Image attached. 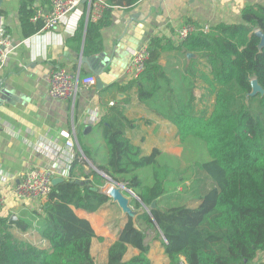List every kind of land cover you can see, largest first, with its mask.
<instances>
[{"label": "trees", "instance_id": "obj_1", "mask_svg": "<svg viewBox=\"0 0 264 264\" xmlns=\"http://www.w3.org/2000/svg\"><path fill=\"white\" fill-rule=\"evenodd\" d=\"M139 1L106 0L109 7L102 17L96 22L81 18L66 46L76 51L82 47L86 56L100 54L101 30L111 24L112 8L131 9ZM32 2L22 0L18 10L25 37L42 26L30 21L36 10ZM241 18V23L213 25L206 33L196 31L176 43L152 37L143 72L125 86L135 89L138 103L176 127L182 145L196 142L203 147L206 159L194 164L195 178L186 177V170L176 167L178 159L158 149L143 155L127 137L133 122L125 116L127 100H121L107 107L97 122L104 161L80 145L66 178L52 185L41 206L39 234L50 247L15 239L9 221L0 218V264H95L90 254L95 232L74 210L94 213L110 202L106 194L88 187L101 189L110 182L93 168L86 171L88 162L111 181L125 184L135 195L131 207L142 210L137 228L127 218L108 249L107 264H151L145 244L148 232L155 239L163 235L169 264H183L181 258L185 264H264L255 261L264 252V95L246 98L252 79L264 90V47H259L256 35L258 30L264 34V7L248 6ZM170 52L195 57L180 72L169 71L159 61ZM198 82L205 90L200 98L194 95ZM206 96L214 97L208 115L204 108H196ZM182 190L194 192L195 206L183 202L161 206ZM129 246L139 253L124 261Z\"/></svg>", "mask_w": 264, "mask_h": 264}, {"label": "crops", "instance_id": "obj_2", "mask_svg": "<svg viewBox=\"0 0 264 264\" xmlns=\"http://www.w3.org/2000/svg\"><path fill=\"white\" fill-rule=\"evenodd\" d=\"M21 1L0 0L1 24L10 35L12 46L0 72V195L4 199L0 218L9 221V232L15 239L48 248L49 241L39 234L44 200L20 201L14 195L21 176L30 168L46 167L54 171V178H66L64 156L54 155L63 153L65 136L75 140L72 155L81 152L80 145H84L96 160L103 162L104 143L97 122L107 107L121 100H127L125 116L133 122V127L126 130L127 137L143 155L158 149L180 159L182 149L178 147L176 127L138 103L134 88H125L130 81L126 66L131 52L147 46L154 36L178 42L176 32L184 24L241 23L243 10L254 4L264 7V0H141L131 9L113 7L111 24L101 30L103 51L90 56L83 54L82 47L76 51L66 46L79 20H86V3L70 12L55 29L25 37L18 18ZM32 7L48 10L49 0H33ZM81 56L95 59L81 62ZM194 57L170 52L163 54L159 63L169 71L180 72L184 63ZM56 68H65L79 78L93 76L95 84L80 89L71 100H52L45 77ZM197 86L200 98L205 90L200 82ZM85 169L88 171V167ZM74 213L88 220L95 232L90 245L95 264H107L108 249L117 240L127 217L112 201L94 213L80 209ZM162 238L155 239L153 232L147 233L145 244L149 246L151 264H169ZM138 253L129 246L123 260ZM255 261L264 263V252ZM181 262L185 264L183 258Z\"/></svg>", "mask_w": 264, "mask_h": 264}, {"label": "built area", "instance_id": "obj_3", "mask_svg": "<svg viewBox=\"0 0 264 264\" xmlns=\"http://www.w3.org/2000/svg\"><path fill=\"white\" fill-rule=\"evenodd\" d=\"M211 2L215 0H209ZM86 3V20L96 22L99 20L103 12L109 5L105 0H49V9H36L34 15L30 19L31 22L42 23L39 31H51L55 29L66 16ZM209 25L200 26L197 28L193 24H184L176 32L178 41L185 40L190 34L196 31L208 32ZM11 46V38L8 32L4 29L0 20V72L3 70L8 53ZM149 58V50L147 46L141 47L131 52L129 62L126 66V73L130 80L136 79L143 72L146 61ZM47 83V94L55 101H68L73 99L80 89H88L95 84L93 76H85L79 78L69 72L65 68H56L48 72L45 77ZM112 104V103H111ZM76 146L75 140L71 136H65L64 151L62 154L54 153L56 157L64 156L65 170L70 167V163L74 157L71 151ZM54 171L46 167H33L26 171L20 178L15 187L14 195L16 199L32 200L42 202L47 199L51 192L52 180L54 178ZM4 205V199L0 195V212Z\"/></svg>", "mask_w": 264, "mask_h": 264}, {"label": "rangeland", "instance_id": "obj_4", "mask_svg": "<svg viewBox=\"0 0 264 264\" xmlns=\"http://www.w3.org/2000/svg\"><path fill=\"white\" fill-rule=\"evenodd\" d=\"M194 95L196 98L199 97L200 91L197 89L194 91ZM213 96H206L204 97L203 103L202 104H196L197 110L204 108V111H206L205 115H208L210 111L212 110V105H213ZM178 147L182 149L180 159L177 160L176 167L178 170H186V177H190V179L195 178L196 174V169L194 167V164L196 162H200L206 159L205 152L203 147L196 143V142H190L188 144H181L180 142L178 143ZM88 164V163H87ZM88 169L91 168L90 164H88ZM123 184V183H121ZM110 183H108L105 188L110 187ZM187 185H190V182L187 183ZM181 193H175V195H171L168 198L164 199V201L161 203V206H166V205H171L177 202H183L187 205L190 206H195V203L193 202V191L189 190V192H185V190L179 191ZM176 196V197H175ZM133 197V196H131ZM116 210V209H115ZM117 211V210H116Z\"/></svg>", "mask_w": 264, "mask_h": 264}, {"label": "water", "instance_id": "obj_5", "mask_svg": "<svg viewBox=\"0 0 264 264\" xmlns=\"http://www.w3.org/2000/svg\"><path fill=\"white\" fill-rule=\"evenodd\" d=\"M256 35L260 38L259 47L260 48L264 47V34L258 30V31H256ZM188 55L190 56L191 54H188ZM92 59H95V58H85V57L81 56L80 61L81 62H86V61L90 62V61H92ZM250 86H251V91L247 94L246 98L253 97V96H256L258 94L260 96L264 95V90L258 84L256 79H252L250 81ZM88 164H90V167L93 168L94 170H96L99 174L105 176L111 184L108 189L105 187L98 189L96 187H92L90 184H88V187L92 191H99L101 193L106 194L108 197H110L111 201L113 203H116L117 206L119 207V209L121 211V215L123 217L126 216L127 218H131L133 223H134V226L137 228L136 217L142 213V210H135L131 207V205H130L131 196H135L133 194V192L131 190H129L125 186V184L115 183V182L111 181L110 178H108L106 175H104L101 171L97 170V168L91 162H88ZM62 180H63L62 178H53L52 185H55L56 183H58ZM79 184L84 185V182L81 181V182H79ZM154 206H155V202L152 203V207H154ZM157 229L159 230L158 227H157ZM161 236L163 237L162 234H161Z\"/></svg>", "mask_w": 264, "mask_h": 264}]
</instances>
